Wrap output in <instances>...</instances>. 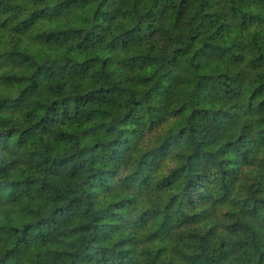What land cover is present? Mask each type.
<instances>
[{"label":"clouds","instance_id":"obj_1","mask_svg":"<svg viewBox=\"0 0 264 264\" xmlns=\"http://www.w3.org/2000/svg\"><path fill=\"white\" fill-rule=\"evenodd\" d=\"M0 264H264V0H0Z\"/></svg>","mask_w":264,"mask_h":264}]
</instances>
